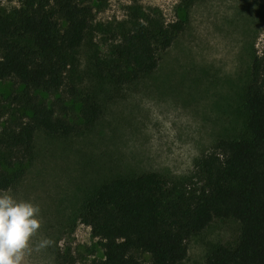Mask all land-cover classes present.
Here are the masks:
<instances>
[{"label":"rangeland","instance_id":"obj_1","mask_svg":"<svg viewBox=\"0 0 264 264\" xmlns=\"http://www.w3.org/2000/svg\"><path fill=\"white\" fill-rule=\"evenodd\" d=\"M19 3L0 0L6 8ZM91 8L88 35L63 86L38 93L78 131L69 136L39 131L24 174L6 190L39 208L40 228L21 264H57L58 253L72 264H98L99 240L79 218L88 194L116 175L158 172L189 182L198 157L218 139L238 137L244 129L240 95L252 55L264 49V0H194L189 11L181 0H103ZM177 19H186L185 28L160 52L157 68L116 84L108 70L118 61L122 35ZM21 88L13 80L0 81V100L8 110L0 127L10 114L26 119L24 104L13 98ZM85 96L100 106L91 125L80 114ZM238 228L233 220H213L188 240L182 264H205L208 249L233 240ZM43 240L49 243L39 247ZM149 259L142 255L145 263Z\"/></svg>","mask_w":264,"mask_h":264},{"label":"trees","instance_id":"obj_2","mask_svg":"<svg viewBox=\"0 0 264 264\" xmlns=\"http://www.w3.org/2000/svg\"><path fill=\"white\" fill-rule=\"evenodd\" d=\"M103 0H20L0 5V81L21 86L16 102L26 119L11 114L0 127V190L11 188L24 174L39 131L69 136L78 127L59 115L38 93L59 90L75 66L92 17L91 3ZM194 0H181L189 11ZM186 19L151 22L122 35L117 62L108 70L116 84L137 81L158 66L186 25ZM243 132L220 138L193 164L192 181L174 180L158 172L116 175L104 180L84 199L79 218L99 241L98 264H182L188 240L213 220L239 225L231 241L212 245L205 264H264V49L254 52L240 95ZM8 110L0 100V121ZM87 125L99 117L93 96L82 99ZM9 120L7 121V119ZM150 256L149 262L142 255ZM57 264H72L58 253Z\"/></svg>","mask_w":264,"mask_h":264},{"label":"clouds","instance_id":"obj_3","mask_svg":"<svg viewBox=\"0 0 264 264\" xmlns=\"http://www.w3.org/2000/svg\"><path fill=\"white\" fill-rule=\"evenodd\" d=\"M39 208L29 201H17L0 190V264H21L30 238L40 228ZM43 240L39 247L48 244Z\"/></svg>","mask_w":264,"mask_h":264}]
</instances>
